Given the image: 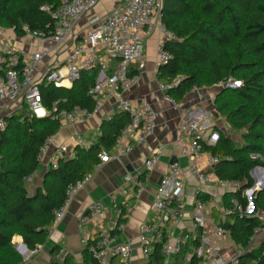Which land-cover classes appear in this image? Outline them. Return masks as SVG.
<instances>
[{
	"label": "trees",
	"instance_id": "16d2710c",
	"mask_svg": "<svg viewBox=\"0 0 264 264\" xmlns=\"http://www.w3.org/2000/svg\"><path fill=\"white\" fill-rule=\"evenodd\" d=\"M61 2L0 0V26L12 29L19 37L26 35L24 25L31 31L52 33L54 18L42 7L56 9ZM160 20L181 38L166 42L171 58L157 72L164 85L179 79L177 85L165 90L175 103H180L193 88L216 86L230 77L242 82L235 89L221 87L214 104L229 130H219V141L205 145L204 149L220 157L214 166L220 180L242 183L241 188L224 193L223 204L232 206L236 199L245 208L248 202L243 192L254 185L250 172L257 166L264 167V0H162ZM113 72L107 70V74ZM99 73L97 64L82 70L71 87L42 84V103L50 111L48 115L38 117L23 104L6 118L8 126L0 133V264H26L13 243L15 236L22 238L29 251L48 241L54 226L53 212L63 207L68 186L96 171L99 154L110 151L121 129L131 122L127 111L116 110L102 122L95 142L87 147L76 145L75 158L61 160L57 168H49L42 185L30 193L27 180L39 169L41 147L61 127L58 113L77 106L93 111L96 101L88 92ZM232 131H242V140H235ZM144 176L145 173L140 178ZM200 196L206 201L210 199L208 194ZM253 202L257 208H264V190L253 197ZM124 212L121 210L111 234L119 233L118 225L125 221ZM220 222L234 244L247 249L245 264H264V243L248 250L250 237L260 225L258 219L235 214ZM196 245L197 240L190 246L184 245L169 259L156 245L143 264H199L191 253V247ZM50 255L49 264H78L70 254L61 255L60 245H55ZM82 264L98 262L85 250Z\"/></svg>",
	"mask_w": 264,
	"mask_h": 264
},
{
	"label": "built area",
	"instance_id": "2783aa9c",
	"mask_svg": "<svg viewBox=\"0 0 264 264\" xmlns=\"http://www.w3.org/2000/svg\"><path fill=\"white\" fill-rule=\"evenodd\" d=\"M100 1L62 0L56 9H51L48 5L43 6L42 10L49 12L54 18L52 33L31 31L27 25L23 27L26 35L38 38L43 43L36 52L21 54L7 43L1 42L0 100L4 102L20 101L19 108L25 104L38 117L48 115L50 111L42 103L40 86L53 84L60 87L65 85V81L72 84L80 77L82 70H90L98 64L100 65L99 77L88 92L91 98L96 101L95 109L89 111L77 106L71 111H60L57 117L61 120V126L63 121L79 122L98 112L104 97L113 99L116 104H119L120 110L127 111L131 116V122L121 129L117 141L111 149L115 151L117 157H122L128 154L134 146L145 144L156 129V111L152 104L146 100L134 103L125 97V94L139 82V76L134 73V64L143 55L145 40L153 36L157 30L160 31L161 37L157 42L158 65L160 66L168 63L171 58V52L166 48V42L168 40L179 41L181 38L161 23L162 0H120L108 14H97L90 18L85 33L72 48L64 72L60 67L48 66L40 75H37L38 63L50 50V44L62 45L67 40H74L78 22ZM98 51H104L109 60H118L112 74H107L108 62L99 61ZM178 82L179 79L172 85L160 83L159 87L165 91L172 88L173 85H177ZM217 85L235 89L240 87L242 82L230 77L227 80H221ZM7 126L6 118H0V133L5 131ZM219 139V130L204 128L196 121L182 120L177 128L176 143L179 145L181 153L191 160L189 170L197 178L198 184L202 186L203 184L217 183L225 187L227 191H234L241 188L242 183L220 180L214 169L215 164L220 161V157L212 155L204 149L205 145H215ZM51 141L52 136L46 140L39 154L42 159L47 152H50L49 168H57L61 160L75 158V146L84 144V140L78 138L75 146L60 144L53 147ZM110 151H102L99 154V163L96 169L110 160L112 157ZM205 155H207L210 172H203L196 163ZM252 157H257V155L253 154ZM160 158L161 151H154L145 160V168L152 169ZM255 172L261 183L258 182ZM90 177L91 175H88L83 180L68 186L67 199L63 207L53 212L54 225L64 216L71 198ZM252 178L257 182V187L253 193V186L243 192V196L248 202L245 208L236 199L232 200V206L224 205L222 199L208 202L200 196L203 192L199 188L195 193L190 212L196 231L193 233L181 230L173 234L168 230V227L182 222L186 215L187 202L185 200L184 172L179 163H170L166 173L162 176L161 183L156 188L151 206L153 218L141 226L140 245L145 262L156 245H160L162 254L169 259L182 251L184 245L189 244L190 246L194 240H197V245L191 247V253L199 259V264H245L243 257L246 253L242 251L236 250L228 259L223 257V253L234 242L220 221L227 215L235 214L258 219L260 225L254 229L250 237L248 250H253L254 246L257 248L264 243V208H257L253 202L256 191L264 185V167H255ZM135 183V192L138 194L143 192L144 181L137 180ZM214 211L219 212L218 218L214 216ZM103 213V203L94 200L89 204L86 213L79 216L78 227L81 243L98 264H113L110 261V257L113 255L118 257V264H128L133 248L129 243L121 241L118 234H111L109 229L104 226ZM123 228L124 223L120 222L118 229L122 230ZM251 247L253 249H250ZM262 253L264 255V250Z\"/></svg>",
	"mask_w": 264,
	"mask_h": 264
},
{
	"label": "crops",
	"instance_id": "0c3cea01",
	"mask_svg": "<svg viewBox=\"0 0 264 264\" xmlns=\"http://www.w3.org/2000/svg\"><path fill=\"white\" fill-rule=\"evenodd\" d=\"M120 0H101L95 7L90 9L78 22L74 40H67L62 45L50 44V50L44 54L37 66V75H40L48 66H57L66 70L65 64L72 52L77 40L85 33L88 21L94 15H106ZM161 33L157 30L153 36L147 38L144 44V51L141 58L134 64V73L139 76L138 84L125 97L134 103L146 100L150 102L156 111V129L154 134L145 144L136 145L126 155L117 157L114 150L110 160L105 162L91 175L86 184L80 188L71 198L64 216L50 230L48 241L31 251L32 260L26 264H49L51 251L55 245L61 246V255L70 254L76 262H82L85 248L81 243V236L78 227V218L87 211L89 204L99 200L104 205L102 222L111 232L118 221L121 210H124V228L119 231V239L132 246V255L128 264H143L145 259L140 245L141 226L147 220L153 218L152 202L160 178L166 173L168 165L173 161L179 163L185 176V200L187 202L186 215L179 224L170 225L168 230L173 234L181 230L195 232L191 220L192 204L195 193L200 188L204 194H208V202L221 200L227 191L225 187L217 183L198 184L197 178L190 173L191 160L183 155L179 145L176 143V133L179 123L182 120L196 121L204 128L228 132L229 124L219 114L215 107V98L221 87L193 88L180 103L171 100L166 92L161 90L158 80V56L157 42ZM7 43L21 54L36 52L43 44L38 38L31 35L19 37L12 29L0 26V43ZM99 61H107L108 69L113 72L118 60L108 59L104 51H98ZM67 88L71 87L70 82L65 81ZM20 106V101L4 102L0 100V118H7L15 113ZM120 110L113 99L104 97L101 101V108L79 122L63 121L60 129L52 136L51 146L65 144L75 146L78 138L84 140L83 146H89L96 141L100 133V127L104 120L110 119L115 111ZM233 137V136H232ZM234 138V137H233ZM52 147V148H53ZM156 150L161 151L160 160L152 169L145 168V160ZM50 152H47L40 159V166L37 172L27 180V187L30 193L42 185L44 176L49 169ZM203 172H210L207 162V155L196 162ZM145 173V176H140ZM258 177V174L255 172ZM144 181V190L136 193V181ZM260 182V180H258ZM218 218L219 212H213ZM94 227V226H93ZM14 244H23L20 236L13 238ZM18 246V245H17ZM241 251V247L235 244L230 245L223 253L228 259L235 251ZM246 253V251H245ZM113 264H118V257H110Z\"/></svg>",
	"mask_w": 264,
	"mask_h": 264
},
{
	"label": "rangeland",
	"instance_id": "374dc122",
	"mask_svg": "<svg viewBox=\"0 0 264 264\" xmlns=\"http://www.w3.org/2000/svg\"><path fill=\"white\" fill-rule=\"evenodd\" d=\"M241 133H242V131H232V135H233V137H234V139L235 140H239V141H241L242 139H241ZM254 180V179H253ZM257 180H259V178L257 179ZM254 182H255V180H254ZM259 182V181H258ZM217 201H219V200H217ZM16 240V239H15ZM14 239H13V243H14V241H15ZM17 243V242H16ZM15 243V244H16ZM18 245V247H20V244H17ZM16 245V246H17ZM254 248H256L255 246H254ZM250 249H253V247H251ZM241 251L242 252H245V251H247V249H243V248H241ZM31 252H29V251H23V253H22V256L24 257V259H25V261H26V263L27 262H29L30 260H32V258H33V256H32V254H30ZM182 255H184V254H181V256ZM187 256V255H186ZM186 256L184 255V257L186 258ZM59 259H61V258H59ZM78 264H82V262H78Z\"/></svg>",
	"mask_w": 264,
	"mask_h": 264
},
{
	"label": "water",
	"instance_id": "95a60500",
	"mask_svg": "<svg viewBox=\"0 0 264 264\" xmlns=\"http://www.w3.org/2000/svg\"><path fill=\"white\" fill-rule=\"evenodd\" d=\"M60 87H64V88H65L66 86L62 85V86H60ZM227 89H229V88H227ZM118 105H119V104L117 103L116 106H118ZM172 162H173V161H172ZM172 162H171V163H172ZM254 170H255V168L252 169L251 172H250V174H251L252 177H253ZM161 179H162V178H160L158 184L161 183ZM256 187H257V182H255L254 185H253V187H252V193L255 192ZM262 190H264V185H262V186H260V187L258 188V190L256 191V195L258 194L259 191H262ZM252 193H251V194H252ZM85 213H86V212H85ZM16 249H17V251H18L20 254H22L23 251H29V250L27 249V247H26L25 244H22V248L16 246ZM29 252H31V251H29Z\"/></svg>",
	"mask_w": 264,
	"mask_h": 264
},
{
	"label": "bare ground",
	"instance_id": "6f19581e",
	"mask_svg": "<svg viewBox=\"0 0 264 264\" xmlns=\"http://www.w3.org/2000/svg\"><path fill=\"white\" fill-rule=\"evenodd\" d=\"M259 183H261V182H259ZM20 248H22V245H20Z\"/></svg>",
	"mask_w": 264,
	"mask_h": 264
}]
</instances>
